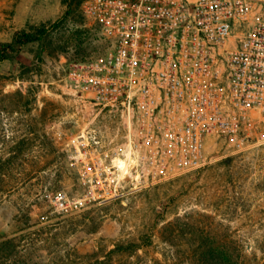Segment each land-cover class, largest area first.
<instances>
[{
  "label": "rangeland",
  "instance_id": "374dc122",
  "mask_svg": "<svg viewBox=\"0 0 264 264\" xmlns=\"http://www.w3.org/2000/svg\"><path fill=\"white\" fill-rule=\"evenodd\" d=\"M54 22L41 44L0 62V238L13 239L3 264H209L214 249L226 264H264V143L209 145L206 167L159 182L127 171L119 197L91 198L86 164L118 174L126 125L66 77L107 44L78 0H0V42ZM129 242L133 253L107 255Z\"/></svg>",
  "mask_w": 264,
  "mask_h": 264
},
{
  "label": "built area",
  "instance_id": "2783aa9c",
  "mask_svg": "<svg viewBox=\"0 0 264 264\" xmlns=\"http://www.w3.org/2000/svg\"><path fill=\"white\" fill-rule=\"evenodd\" d=\"M107 46L71 62L66 84L126 125L118 174L86 164L92 199L121 195L125 172L159 182L208 165L217 143H264V6L253 0H81ZM116 165V166H115ZM130 169V170H129Z\"/></svg>",
  "mask_w": 264,
  "mask_h": 264
},
{
  "label": "trees",
  "instance_id": "16d2710c",
  "mask_svg": "<svg viewBox=\"0 0 264 264\" xmlns=\"http://www.w3.org/2000/svg\"><path fill=\"white\" fill-rule=\"evenodd\" d=\"M64 4L69 3V0H62ZM80 5L81 0H78ZM68 11V10H67ZM66 11V12H67ZM58 22H54L50 25V27L46 25H40L30 28L29 30H17L14 32L12 40L9 42H0V62L6 61L12 58L13 54L17 53L22 46L32 43L38 42L41 44L51 29L57 27ZM24 69V67L22 66ZM13 244V239L2 236L0 238V264H3L5 258L7 257V248L11 247ZM138 245L133 242H129L128 244H117L111 250L107 252V255L110 256L112 254L117 253H133L138 249ZM208 256V258H207ZM206 259L204 258L205 262L211 264H226V255L223 250L214 249L211 252L208 251V255ZM220 258V261L216 263V259ZM104 261L96 258L95 260L89 261L86 264H103ZM207 264V263H206ZM233 264H237L234 262Z\"/></svg>",
  "mask_w": 264,
  "mask_h": 264
}]
</instances>
